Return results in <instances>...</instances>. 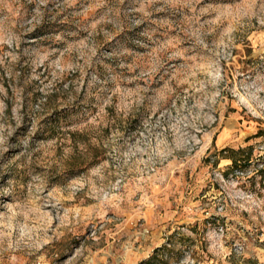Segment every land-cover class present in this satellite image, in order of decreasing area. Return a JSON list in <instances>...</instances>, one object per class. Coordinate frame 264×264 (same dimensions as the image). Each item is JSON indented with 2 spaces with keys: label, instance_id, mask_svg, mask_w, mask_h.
<instances>
[{
  "label": "rangeland",
  "instance_id": "1",
  "mask_svg": "<svg viewBox=\"0 0 264 264\" xmlns=\"http://www.w3.org/2000/svg\"><path fill=\"white\" fill-rule=\"evenodd\" d=\"M0 264H264V0H0Z\"/></svg>",
  "mask_w": 264,
  "mask_h": 264
}]
</instances>
